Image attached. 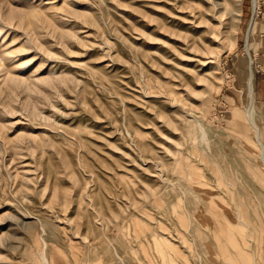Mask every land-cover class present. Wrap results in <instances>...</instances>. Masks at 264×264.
<instances>
[{"label":"rangeland","instance_id":"374dc122","mask_svg":"<svg viewBox=\"0 0 264 264\" xmlns=\"http://www.w3.org/2000/svg\"><path fill=\"white\" fill-rule=\"evenodd\" d=\"M261 22L0 0V264H264Z\"/></svg>","mask_w":264,"mask_h":264},{"label":"bare ground","instance_id":"6f19581e","mask_svg":"<svg viewBox=\"0 0 264 264\" xmlns=\"http://www.w3.org/2000/svg\"><path fill=\"white\" fill-rule=\"evenodd\" d=\"M254 5H255V9H256L257 8V0H254ZM255 13H256V11H255ZM252 23H251L252 28L250 29V32L252 31V29H253L254 25L256 24V22H254V20H253ZM249 95H250V99H251V105H253V79H252V81L250 80V82H249ZM255 130H256V133H257V137L256 138H257L258 146H259V148L261 150V160L264 163V144H263V142L261 140V135H260L259 130L257 128Z\"/></svg>","mask_w":264,"mask_h":264},{"label":"built area","instance_id":"2783aa9c","mask_svg":"<svg viewBox=\"0 0 264 264\" xmlns=\"http://www.w3.org/2000/svg\"><path fill=\"white\" fill-rule=\"evenodd\" d=\"M256 11V13H255ZM259 18L264 20V0H257V8L255 9L254 0H251V22H257Z\"/></svg>","mask_w":264,"mask_h":264},{"label":"crops","instance_id":"0c3cea01","mask_svg":"<svg viewBox=\"0 0 264 264\" xmlns=\"http://www.w3.org/2000/svg\"><path fill=\"white\" fill-rule=\"evenodd\" d=\"M245 9L244 7H242L241 9V15H239L241 17V21L243 22V20L245 19ZM260 26H261V30L262 32H264V21L262 20V22L260 23Z\"/></svg>","mask_w":264,"mask_h":264}]
</instances>
